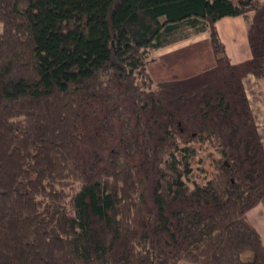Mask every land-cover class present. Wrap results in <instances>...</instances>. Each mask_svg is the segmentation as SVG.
I'll use <instances>...</instances> for the list:
<instances>
[{"label":"trees","instance_id":"1","mask_svg":"<svg viewBox=\"0 0 264 264\" xmlns=\"http://www.w3.org/2000/svg\"><path fill=\"white\" fill-rule=\"evenodd\" d=\"M258 6L0 0V264H264L263 238L246 218L264 203V163L255 132L232 119L239 101L254 126L242 79L264 81V33L249 62L230 65L216 27ZM187 21L209 33L227 76L195 100L198 122L168 108L187 98L149 68L160 34ZM90 118L107 145L85 158ZM218 130L236 137L230 149L243 140L254 161L218 147ZM143 169L154 173L155 212L137 225Z\"/></svg>","mask_w":264,"mask_h":264},{"label":"rangeland","instance_id":"2","mask_svg":"<svg viewBox=\"0 0 264 264\" xmlns=\"http://www.w3.org/2000/svg\"><path fill=\"white\" fill-rule=\"evenodd\" d=\"M202 1V0H199ZM259 3V8L258 12H263L264 11V0H258ZM196 4V1L193 3ZM198 4V3H197ZM196 11L198 8L195 9ZM181 13L179 16L183 13L186 14V8L180 10ZM188 11H191L190 9ZM195 11V12H196ZM257 12V11H255ZM262 14V13H261ZM264 14V13H263ZM178 14H172V17H176ZM252 15H254L253 11L249 13L250 18H252ZM256 16V15H255ZM192 18V17H191ZM258 18V15H257ZM168 19L164 16L162 17V21L166 22ZM260 29L264 30V18L260 20ZM190 32H196V28L191 25V23L187 22H182L178 24L176 27H172L171 30L168 31H163L157 41V44L160 45L157 49L151 51L150 53V59L153 58L155 61L153 63H150V72L152 76L154 77L156 82H162V83H168L172 86L179 87V92L180 94L184 95L183 98L187 99H180L178 98L176 101L173 103H169L171 105H168V108H180V114L183 111L184 117L188 118L190 117L192 121L198 122L200 119L199 114L195 115L197 112V109L194 106H198L199 103L195 100L200 99L201 96L203 95L202 93L205 92L206 90L210 89L211 87H223L225 86L224 84H221V82L218 80L220 78H226L225 74V69L219 67L217 63L213 68H211V65L208 66L209 63L212 62V58H209V52H205L206 50L202 49V42L201 41H196L197 42V47L199 48L198 53H194V51L190 54L188 51L192 45H194V42L191 44L190 41L194 40L193 38H184L188 33ZM260 39L255 38L254 44L255 46H258ZM191 44V45H190ZM159 49V50H158ZM212 52V51H211ZM213 53V52H212ZM184 56V57H183ZM194 56V58H193ZM196 56V57H195ZM214 56V53H213ZM215 58V56H214ZM174 64L171 65L168 63ZM195 61V62H194ZM216 61V60H215ZM237 65H242L244 64L241 62L240 64L235 62ZM233 63L232 59L230 60V65H236ZM196 64V65H195ZM181 67V68H179ZM246 75L242 79V84L245 89V94L246 98L248 100L249 106L251 108L252 120L254 122V126L250 127L251 124V119H249V116L245 114L246 110L244 109L243 105L241 103H237L238 108L241 110L240 114H233L232 119L237 120L240 123L241 133L247 131L248 133L255 132L257 138L253 139V142H255V146L258 149L257 153V159L261 163H264V119L261 116V112H259V108L256 106V92L257 90L256 86L260 89V85L258 82L252 79H248ZM255 82V83H254ZM203 87L201 90H198V88ZM195 89V90H194ZM197 89V90H196ZM195 91V92H193ZM178 92V93H179ZM193 92V93H191ZM182 98V97H181ZM180 100V101H179ZM239 100V99H238ZM156 116V115H155ZM159 122H164L166 115L159 114L157 115ZM251 116V115H250ZM218 118V117H217ZM227 119V116H221L220 119L216 124V129H219L220 125H223L225 123L222 121ZM231 118V117H230ZM243 125V127H242ZM95 121L93 118H90L87 120V131H88V136L86 138V141L83 143V154L86 153L85 158H89L92 156L94 151H98L101 153V148H102V143L105 145V139H101L98 137L101 134L100 131H98L95 128ZM154 130L157 132V134H162L161 128L158 127V125H154ZM97 132V133H96ZM209 132H207L205 135L207 136ZM218 141L217 146L220 148H226L235 153V156L237 157V161L239 163H243L244 161H247L249 159V162L245 165L247 166L250 164V162L254 161V157L252 154L247 153L246 147L244 144V141L241 140L239 143L238 148H233L230 149V145H235L237 139L235 140L236 137L232 135H228L227 132L218 130ZM228 137V139H227ZM257 141V142H256ZM109 143V142H108ZM230 144V145H229ZM241 148V149H240ZM91 151V152H90ZM90 153V154H89ZM133 160L137 162V164H140L141 162L144 161L143 156L141 155H136ZM257 162V161H256ZM258 165V164H257ZM263 164L259 165L258 167H262ZM249 166V165H248ZM143 177L145 179V184H144V200L143 204L140 207L139 211L135 215V221L137 225H140L141 222L154 214L155 212V207L152 202V182L154 178V173L150 170L143 169L142 170ZM246 218L249 220V222L254 226L257 231L260 233V235L263 238L264 242V203L263 202H258L247 214Z\"/></svg>","mask_w":264,"mask_h":264},{"label":"crops","instance_id":"3","mask_svg":"<svg viewBox=\"0 0 264 264\" xmlns=\"http://www.w3.org/2000/svg\"><path fill=\"white\" fill-rule=\"evenodd\" d=\"M256 11L257 12L253 11L254 15H252V18H250L249 13L245 16L244 15L228 16V17H224L218 20L216 24L218 34L222 42L226 46L229 59L230 60L232 59L233 63L235 62L239 64L241 62L247 63L254 56L252 44H254L255 38H261V35L264 33V30L260 29V20L264 18V14H263L264 11L263 12H258L259 10H256ZM257 15H258V18H257ZM184 38L194 39L190 41L191 44L194 42V45H192L193 47H191L188 50L190 54L193 51L195 54L198 53L199 48L196 45L197 44L196 41H201L203 43L202 49L206 50L205 52L207 53L209 52V55H210L209 58H212V62L209 63L208 66L211 65V68L215 66L216 59L214 58L213 53H212L213 50L210 46L209 33L207 31L194 32V33L190 32ZM168 63H170V61H168ZM171 65H174V64L172 63ZM247 77L248 79H251V80L253 79L255 81V77L252 74H248ZM256 88H257V90H255L256 97H257V99H255L256 106L257 108H259L260 110L259 112H261V116L264 119V81L261 83L260 89L257 86Z\"/></svg>","mask_w":264,"mask_h":264}]
</instances>
